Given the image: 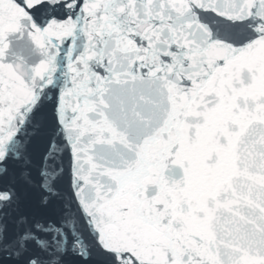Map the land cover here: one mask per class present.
I'll list each match as a JSON object with an SVG mask.
<instances>
[{
	"label": "snow or ice",
	"instance_id": "obj_1",
	"mask_svg": "<svg viewBox=\"0 0 264 264\" xmlns=\"http://www.w3.org/2000/svg\"><path fill=\"white\" fill-rule=\"evenodd\" d=\"M0 264H264V0H0Z\"/></svg>",
	"mask_w": 264,
	"mask_h": 264
}]
</instances>
